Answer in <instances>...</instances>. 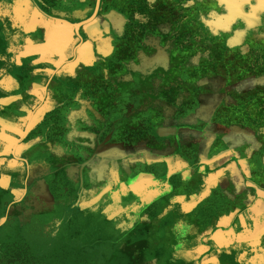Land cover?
<instances>
[{
  "label": "crops",
  "instance_id": "obj_1",
  "mask_svg": "<svg viewBox=\"0 0 264 264\" xmlns=\"http://www.w3.org/2000/svg\"><path fill=\"white\" fill-rule=\"evenodd\" d=\"M252 1L0 0V200L15 233L79 244L94 217L96 244L126 264H264L262 128L225 110L239 105L225 83L177 79L198 17L217 32Z\"/></svg>",
  "mask_w": 264,
  "mask_h": 264
},
{
  "label": "rangeland",
  "instance_id": "obj_2",
  "mask_svg": "<svg viewBox=\"0 0 264 264\" xmlns=\"http://www.w3.org/2000/svg\"><path fill=\"white\" fill-rule=\"evenodd\" d=\"M204 11L205 9H201V12ZM261 19L264 21V15ZM198 22L200 23V21ZM197 27L198 35H211L207 26L200 24ZM237 32H240L238 35L241 33L247 36L254 35L256 39L254 37L253 41H249V48H244L250 50L249 55L247 52L243 53L245 55L231 52L232 54L227 57V51H237L240 46L237 41L227 42L230 37L237 35ZM260 33L261 30L257 26L237 25L236 27H226L224 32L218 31L219 35L212 34V39L219 46L225 44V68L230 73L229 81L235 83L241 80V86H239L241 95L239 97L243 103L242 114L251 116V125L256 124L264 128V37ZM254 117L257 118L255 123ZM3 201L1 198L0 223L4 218L6 221L0 225V264H126L125 260L119 259L120 257L116 259L110 255L108 249L96 244L99 238L97 229H106L104 224L98 222L96 218L91 217L86 222L75 226L74 231L80 233L79 244L74 242L62 244L66 241L63 238L59 237L56 240L38 238L27 234L25 228L19 230V233H15V226L8 225L10 221H8L7 215L5 216L6 209L4 207L8 204ZM52 242L54 243L52 244ZM48 243L52 244H50L51 249H47Z\"/></svg>",
  "mask_w": 264,
  "mask_h": 264
},
{
  "label": "flooded vegetation",
  "instance_id": "obj_3",
  "mask_svg": "<svg viewBox=\"0 0 264 264\" xmlns=\"http://www.w3.org/2000/svg\"><path fill=\"white\" fill-rule=\"evenodd\" d=\"M198 2H204V0H196ZM258 2L257 0H253L252 4H250L251 9L246 6L245 10H244V14L246 16V23L243 20H237L234 24L228 25L225 23V25L221 28V31H225V28L227 27H236L238 26H243L246 27V25L249 26H257L259 27V30H261V36L264 37V21L263 19H261V17H263L264 15V7L262 9H255L254 7H259L258 6ZM264 5V4H263ZM226 15V12H225ZM198 21H200V23L198 22V25L203 24L205 25V23H203L201 21L200 16L198 17ZM263 23V24H262ZM208 29V28H207ZM239 31L241 29H238ZM220 31V30H218ZM218 31L215 33L211 32V35H198V39L193 42V48L196 52V54H194L193 56L188 57L187 59H185V57L183 58L181 55H179V57L177 58V66L179 69V73L177 74V79L179 81H195L198 84L208 81L210 83H215V82H220L221 84L225 83V90H224V95L228 94L230 96H232L233 98H235V100L239 101V105H230V106H226L225 110L227 109L229 114L232 115H236V112H234L235 110H237L240 113H243L241 110V106L243 103H241V97H239L241 95L239 86H241V80L235 83H231L229 81L230 77H229V71H226L225 68V55L221 54H210L209 53V49H210V44H214L216 46H218V44L216 43V41L213 38L212 34H217ZM240 33V32H239ZM237 32V35H233V37L229 38L227 40V42H229L230 40H232L233 42L240 43V46H238V50L237 51H227V57L230 56V54H239V55H245L243 53L247 52V55H249L250 50L247 49L245 50L244 48L248 47L249 48V41L250 40H254V35H249L247 36L246 34L242 35H238L239 34ZM234 34V33H233ZM242 36V37H241ZM217 37V36H216ZM256 39V37H255ZM226 40V39H225ZM215 41V42H214ZM242 41V42H241ZM225 43V41H223ZM182 45H184L182 43ZM223 49H225V44L220 46ZM183 48V46H182ZM232 52V53H231ZM218 67V68H217ZM222 71L224 72V74L222 75ZM239 76V75H238ZM237 76V77H238ZM167 78V76H166ZM260 88V87H259ZM245 102V101H243ZM245 115V114H243ZM251 116H247L245 115V119H244V125L249 124L251 127H256V124L251 125ZM254 123L257 122V118L255 119V117L253 118ZM231 125L236 126L238 124H241V122L238 121H231L230 122ZM261 127V126H258ZM262 128V133L264 134V128ZM264 136V135H263Z\"/></svg>",
  "mask_w": 264,
  "mask_h": 264
},
{
  "label": "clouds",
  "instance_id": "obj_4",
  "mask_svg": "<svg viewBox=\"0 0 264 264\" xmlns=\"http://www.w3.org/2000/svg\"><path fill=\"white\" fill-rule=\"evenodd\" d=\"M188 230V226H185L183 229L180 230L179 236L182 237Z\"/></svg>",
  "mask_w": 264,
  "mask_h": 264
},
{
  "label": "water",
  "instance_id": "obj_5",
  "mask_svg": "<svg viewBox=\"0 0 264 264\" xmlns=\"http://www.w3.org/2000/svg\"><path fill=\"white\" fill-rule=\"evenodd\" d=\"M99 1H100V0H97L98 5H99ZM95 12H97V10H96ZM5 221H6V218L2 219L0 225H2Z\"/></svg>",
  "mask_w": 264,
  "mask_h": 264
}]
</instances>
